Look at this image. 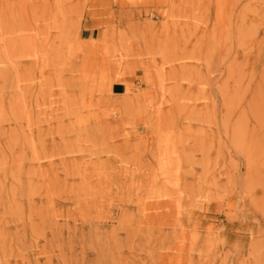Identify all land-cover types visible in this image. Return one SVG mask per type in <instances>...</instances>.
<instances>
[{
	"label": "rangeland",
	"instance_id": "rangeland-1",
	"mask_svg": "<svg viewBox=\"0 0 264 264\" xmlns=\"http://www.w3.org/2000/svg\"><path fill=\"white\" fill-rule=\"evenodd\" d=\"M0 264H264V0H0Z\"/></svg>",
	"mask_w": 264,
	"mask_h": 264
},
{
	"label": "bare ground",
	"instance_id": "bare-ground-1",
	"mask_svg": "<svg viewBox=\"0 0 264 264\" xmlns=\"http://www.w3.org/2000/svg\"><path fill=\"white\" fill-rule=\"evenodd\" d=\"M114 82H116V83H120L119 80H114L113 83H114ZM113 83L111 82V83L108 84L107 90H108L109 93H112L111 90H112V85H113ZM121 84H122V83H121ZM126 91H130V89H129V88H126ZM122 95H123V94H122ZM124 95H125V94H124Z\"/></svg>",
	"mask_w": 264,
	"mask_h": 264
}]
</instances>
